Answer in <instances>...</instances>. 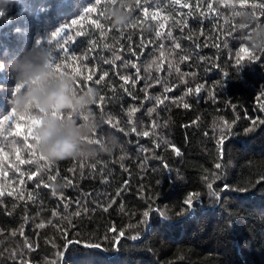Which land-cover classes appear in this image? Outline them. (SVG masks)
Segmentation results:
<instances>
[{
	"label": "trees",
	"instance_id": "1",
	"mask_svg": "<svg viewBox=\"0 0 264 264\" xmlns=\"http://www.w3.org/2000/svg\"><path fill=\"white\" fill-rule=\"evenodd\" d=\"M106 3L11 0L0 16V264H264V49L249 44L264 0H115L106 31L84 22L61 72L97 101L55 115L87 130L77 157L39 151L38 109L19 128L2 122L9 62Z\"/></svg>",
	"mask_w": 264,
	"mask_h": 264
},
{
	"label": "clouds",
	"instance_id": "2",
	"mask_svg": "<svg viewBox=\"0 0 264 264\" xmlns=\"http://www.w3.org/2000/svg\"><path fill=\"white\" fill-rule=\"evenodd\" d=\"M11 0H0V11L5 12ZM112 23L116 27L129 23L130 18L124 11H112ZM253 49H264V26L250 38ZM50 53L44 44L35 43L21 57L9 62V69L16 85H23V91L13 94L10 104L18 109L29 106L38 109L44 118L35 130L37 147L49 160L55 162L79 156L86 146L82 137L86 134L75 120H59L52 113H78L90 110L97 101L98 92L89 87L80 94H74L72 76L61 75L53 78L49 69ZM0 65H3L0 62ZM4 66V65H3Z\"/></svg>",
	"mask_w": 264,
	"mask_h": 264
},
{
	"label": "snow or ice",
	"instance_id": "3",
	"mask_svg": "<svg viewBox=\"0 0 264 264\" xmlns=\"http://www.w3.org/2000/svg\"><path fill=\"white\" fill-rule=\"evenodd\" d=\"M109 3L114 4L115 0H108V3H106L104 5V7L101 9V15L98 16L95 20H90V14L95 13L97 11V9L95 7L85 8L83 11H84V13H86L88 15H82V16H80L79 19H73L71 21V25L78 26V30L74 34H68L69 30H70V25L66 24V25L62 26L61 28L57 29L56 31L52 32L46 40H37V42H36L37 44H44L49 49V53H50L49 69H50V75L53 78H55L56 76L63 75V73L61 72V67H62L61 62L66 63L69 58H71L73 60L77 59V57L75 56L74 53H71V56H70V49H69L68 45L70 43H74L77 37H81V36L86 35V33L84 31V27H83L84 22H88L90 27L94 26L96 29L100 30L101 32H104L107 30L105 25L101 24L100 20L101 19L107 20V19L111 18L108 15ZM175 3L180 4V0H175ZM95 4L99 5L100 0H95ZM137 5L139 6V0H137ZM124 7H126V5L124 3H121L120 8H124ZM184 7H188V5L185 4ZM207 7L209 10H211L212 4L209 3ZM143 12H144V14H147L148 9L145 7L143 9ZM3 15H4V12L0 11V16H3ZM155 18H156L155 15H153V19H155ZM161 27H163V25H161ZM158 35H159V33H158ZM176 47L178 48L179 45L177 44ZM54 52L57 53V55H54L53 54ZM240 52L248 54L249 49L247 47L242 46L240 48ZM186 58L187 57H185V59ZM153 63H155V61H153ZM3 67H4L3 65H0V70H3ZM103 78H104L103 76L99 77V79L96 82L99 83V80H101ZM85 79L86 80H92V76L89 75V76L85 77ZM121 79H126V77H121ZM22 90H23V85L17 84L15 86V88L12 90V93L13 94H19ZM187 91L189 93H191L193 91V89L189 88ZM195 91L197 93H199L200 87H197L195 89ZM75 93L76 92L74 89V94ZM100 99L103 100V97H100ZM188 106L189 105L185 104V107H188ZM31 108L32 107L29 106L28 108L21 110V109H18L16 107L12 106L11 111L7 115H4L2 117V122L8 123L10 125V127L14 125L16 128H19L20 127L19 121L24 120L25 115L28 114L29 109H31ZM52 115L55 116L56 113H52ZM28 118L31 121L32 127L37 128L41 125L44 116L43 115L38 116V117L37 116H29ZM85 119H87V117H85ZM108 123L111 124V121H108ZM32 127L28 128V133H27V135L24 136L25 141L28 140L29 136H32ZM248 130H250V129H248ZM121 131H122V129H121ZM132 131L133 132L136 131L135 127L132 128ZM148 134L149 133L147 131L143 132L144 136H148ZM34 140H35V143L37 145L36 135L34 136ZM94 142L97 145L102 146V143L99 139L95 140ZM221 143H222V141H221ZM28 147H29V149H31L32 145H28ZM17 151H19V150H17ZM6 155H7V153L4 152L3 147H0V156H6ZM40 158L44 159L45 157L41 156ZM17 159H20L19 155H17ZM25 162L32 163L31 160H28V161L20 160V163H22V164ZM216 167L219 168L220 165L217 164ZM37 171H38V169H37ZM33 175H35V173H33ZM51 178L55 179V177H51ZM208 187L211 188V184H209ZM210 194L215 195L214 192H212ZM192 202H193L192 196L189 195L188 199L185 200L184 203L191 206ZM161 215H163V213H161ZM143 216L145 218H147L149 216V213L147 211H145L143 213ZM40 226L42 227L43 225H40ZM119 235L122 237L124 235V233L121 232ZM135 238L136 237H133V239H135Z\"/></svg>",
	"mask_w": 264,
	"mask_h": 264
}]
</instances>
